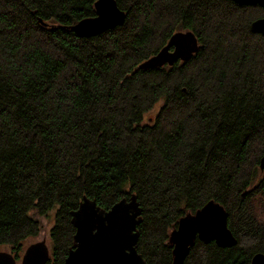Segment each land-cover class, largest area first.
<instances>
[{"label": "trees", "instance_id": "1", "mask_svg": "<svg viewBox=\"0 0 264 264\" xmlns=\"http://www.w3.org/2000/svg\"><path fill=\"white\" fill-rule=\"evenodd\" d=\"M96 1L0 0V252L19 262L43 230L36 216L55 211L47 264H64L84 198L109 210L135 195L147 264H172L171 232L212 200L237 243L197 239L184 264H252L264 253V35L251 24L264 9L116 0L124 25L81 38L71 27ZM181 31L200 41L189 61L139 68Z\"/></svg>", "mask_w": 264, "mask_h": 264}, {"label": "water", "instance_id": "2", "mask_svg": "<svg viewBox=\"0 0 264 264\" xmlns=\"http://www.w3.org/2000/svg\"><path fill=\"white\" fill-rule=\"evenodd\" d=\"M240 6H260L264 0H232ZM96 16L80 20L71 30L81 38H92L123 26L127 14L116 0H97ZM254 33L264 35V18L251 24ZM200 49V41L192 31L173 34L168 43L155 55L144 61L141 70L174 66L189 61ZM264 177V155L260 161ZM143 210L134 195L124 198L111 209L100 208L96 201L84 198L77 210L72 212V224L76 229L73 248L64 264H147L137 250L140 238L138 226L142 223ZM172 264H184L197 239L205 244L211 242L225 248L232 247L237 239L228 226L225 207L209 201L193 214L179 220L170 236ZM50 247L45 241L30 244L21 259V264H47L51 257ZM0 264H18L7 251L0 252ZM252 264H264V253L258 252Z\"/></svg>", "mask_w": 264, "mask_h": 264}, {"label": "rangeland", "instance_id": "3", "mask_svg": "<svg viewBox=\"0 0 264 264\" xmlns=\"http://www.w3.org/2000/svg\"><path fill=\"white\" fill-rule=\"evenodd\" d=\"M157 112H158V109H155L151 113H149V115H147L146 121L153 119L156 116ZM36 218L41 221L42 226H43V230H42L40 236H38L37 238H33L27 242L26 248L32 243L39 242V241H45L47 243V245L50 247V249H52L51 248L52 247L51 240H50V231L54 225L55 211H53V213H50V215H48V216H36ZM5 249H7V248H5ZM24 252H25V250H24ZM23 255H24V253L21 255V258L19 259L18 264H21V259H22Z\"/></svg>", "mask_w": 264, "mask_h": 264}]
</instances>
